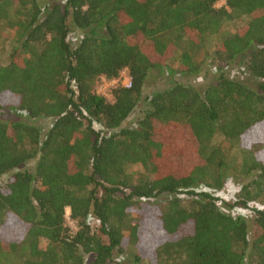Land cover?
Instances as JSON below:
<instances>
[{
  "label": "trees",
  "instance_id": "1",
  "mask_svg": "<svg viewBox=\"0 0 264 264\" xmlns=\"http://www.w3.org/2000/svg\"><path fill=\"white\" fill-rule=\"evenodd\" d=\"M218 1L0 0V264H264V0Z\"/></svg>",
  "mask_w": 264,
  "mask_h": 264
},
{
  "label": "rangeland",
  "instance_id": "2",
  "mask_svg": "<svg viewBox=\"0 0 264 264\" xmlns=\"http://www.w3.org/2000/svg\"><path fill=\"white\" fill-rule=\"evenodd\" d=\"M224 4L223 1H218L216 3V5L218 7L222 6ZM244 22V19H236V20H232L228 23L224 24V29H229L231 27L234 26H238L240 24H242ZM78 34H72L70 35V40L71 42H76V38H77ZM217 41V37L213 36L212 38H210L209 40V48L212 50L215 43ZM8 56H9V46L7 43H4L2 36L0 35V63L1 64H6L8 61ZM239 63H240V59L238 58ZM238 63V62H237ZM239 63L238 65L235 63V65L232 63L231 68H230V75H236L239 72ZM171 64L173 67H176L177 65V59L174 61H171ZM208 69V70H207ZM211 70V69H210ZM212 75V71L209 72V68H206L205 70V75H190V76H186V75H179L178 74H174L173 76H171L173 79L175 78V80H179L182 82H187V83H191L194 86H196L197 88H203L206 84V82L211 78ZM169 76L166 75V72L164 70H153L146 82H145V88H144V94H150L152 93L154 90H158V89H162L164 87H166L167 85V80L169 78H171ZM95 88V85H94ZM105 98L109 99L110 98V91H108L107 96H105ZM2 114V113H1ZM7 112L5 114L0 115V118L3 119L4 117H6ZM139 115V113H135L132 114L128 121H127V125H134L137 116ZM21 117H25L21 115ZM37 124L41 125L42 127L45 126L46 122L44 120H37L36 121ZM129 171L131 173H133L134 175L140 174L144 171V168L141 166V164L139 163H134V164H130L129 165ZM6 175H3L0 177V185L3 183L4 179H5ZM240 186V183L238 180H236L235 178H233V176H228L225 180V185L223 187V189L221 191H219V195L222 198L223 202H232L235 198L236 192L238 191ZM225 210L227 208H224ZM231 211L232 214L234 215H241V216H249L250 213L246 210L243 209H239V208H234V209H229ZM228 211V209L226 210ZM69 211H67V215H66V219H67V223L68 225L72 228V230L76 229V226L74 224V222L69 218L68 216ZM93 224H96V222H94ZM140 227H141V232L147 236V234H150L153 236L154 235H158L160 234V230H159V226L157 224V222L155 220H153L152 218L148 217V218H143L140 222ZM11 235V233H9ZM14 237H16L17 235L15 233ZM148 237V236H147ZM41 247L45 246V241H41ZM147 250V249H146ZM117 260L120 262V264H133L132 262V257L127 253V254H122V255H116ZM3 260V259H2Z\"/></svg>",
  "mask_w": 264,
  "mask_h": 264
},
{
  "label": "built area",
  "instance_id": "3",
  "mask_svg": "<svg viewBox=\"0 0 264 264\" xmlns=\"http://www.w3.org/2000/svg\"><path fill=\"white\" fill-rule=\"evenodd\" d=\"M116 85H121L124 87H130L131 77L128 74L127 69H122L119 75L112 79H107L104 76H99L95 82V92L101 96H107L108 91Z\"/></svg>",
  "mask_w": 264,
  "mask_h": 264
}]
</instances>
